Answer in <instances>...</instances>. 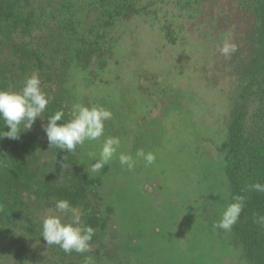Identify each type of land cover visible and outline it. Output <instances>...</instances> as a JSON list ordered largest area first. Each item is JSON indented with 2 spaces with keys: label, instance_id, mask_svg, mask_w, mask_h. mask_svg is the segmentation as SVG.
Here are the masks:
<instances>
[{
  "label": "rangeland",
  "instance_id": "1",
  "mask_svg": "<svg viewBox=\"0 0 264 264\" xmlns=\"http://www.w3.org/2000/svg\"><path fill=\"white\" fill-rule=\"evenodd\" d=\"M239 1L143 0L140 13L119 18L105 34L93 11L80 5L74 34L61 29L60 1L33 0L43 24L39 40L28 47L38 51V61L29 56L23 65L22 41L0 40L5 75L15 86L20 71L48 80L45 93L61 105L63 122L75 103L112 113L104 136L74 153L53 151L39 118L37 126L42 165L62 175L78 163L96 182L92 206L111 211L102 258L82 254L95 264H249L232 232L213 228L230 204L225 129L255 24ZM82 35L99 37L100 49L77 60ZM226 40L237 46L229 57L220 51ZM54 113L46 109L43 123ZM107 136L120 138L119 151L136 159L134 168L122 166L117 155L90 171L95 159L89 153L98 159ZM138 149L153 153L155 161L137 158ZM49 214L57 213L41 210V224ZM61 218L67 222L68 215ZM70 255L67 264H84L75 259L81 254Z\"/></svg>",
  "mask_w": 264,
  "mask_h": 264
},
{
  "label": "trees",
  "instance_id": "2",
  "mask_svg": "<svg viewBox=\"0 0 264 264\" xmlns=\"http://www.w3.org/2000/svg\"><path fill=\"white\" fill-rule=\"evenodd\" d=\"M142 1L58 0L65 20L61 29L67 32H70L69 29L74 30L73 25L80 10L86 9L93 11L101 32L105 34L119 18L140 13ZM239 2L243 10L252 14L255 24L252 36L248 39L249 62L243 70L242 84L225 129V174L230 203L235 197H242L244 201V208L231 232L249 264H264V224L257 222L259 217L264 216V192H256L249 187L255 182L264 184V0ZM42 24L41 13L33 0H0V40L11 37L22 41L25 47L21 48L25 49L21 59L23 65L29 56L34 62L39 59L38 51L28 45L33 40H39L37 31ZM77 32L74 30L73 33ZM99 44V37L88 41L82 35L78 39L75 57L79 60L85 53L96 54L100 49L97 47ZM31 75L18 72L15 86L10 77L5 75V69L0 67V89L19 91L25 78ZM39 77L42 91L45 92L49 81H44L41 75ZM58 105L61 106L52 99L47 110H61ZM39 123L37 119L32 129L21 133L19 139H0V264H67L69 258L72 259L69 253L58 246H47L41 236V210L55 209V202L60 199L69 200L85 213L82 223L95 230L89 252L95 258H102L103 238L112 217L111 211L109 208L99 210L92 206L89 195H95L96 182L78 163H71V168L64 170L62 175L60 171L42 165L41 138L37 129ZM2 130L9 129L0 120ZM56 149L53 147V151ZM36 243L39 245H34ZM38 246L41 248L37 252L34 247ZM72 254L75 257L76 253ZM85 257L81 254L75 259H82L85 264Z\"/></svg>",
  "mask_w": 264,
  "mask_h": 264
},
{
  "label": "clouds",
  "instance_id": "3",
  "mask_svg": "<svg viewBox=\"0 0 264 264\" xmlns=\"http://www.w3.org/2000/svg\"><path fill=\"white\" fill-rule=\"evenodd\" d=\"M236 48L234 43H229L226 40L220 51L225 57H229L236 51ZM51 100L52 97L42 91L38 73L26 77L19 91L0 89V120L9 129L8 131H0V139H19L21 133L32 129L38 118L42 122L41 126L49 146L57 147L61 151L74 153L77 146H83L86 141H96L104 136L105 121L112 118V113L109 110L102 106H86L75 103L71 108L70 119L66 122L61 123L65 113L63 110H58L49 115L47 123L44 124V113ZM120 145L119 137H105L99 150L98 159L96 153H89L90 158L95 159L90 171L102 170L117 155L122 166H127L129 169L134 168L136 159L120 152ZM136 157L143 158L148 165L155 161V155L151 152L146 153L143 149L137 150ZM249 187L256 192H264V184L260 182H255ZM54 207L57 214L46 215L41 225V236L46 245L58 246L69 254L88 252L95 230L92 226L82 223V217L85 213L74 207L67 199L57 200ZM243 208V198L235 197L234 201L228 204L223 211L220 220L213 224V228L225 232L231 231ZM62 214L68 215L67 222L62 220ZM257 222L264 224V216L259 217ZM85 264H95L94 258L86 256Z\"/></svg>",
  "mask_w": 264,
  "mask_h": 264
}]
</instances>
